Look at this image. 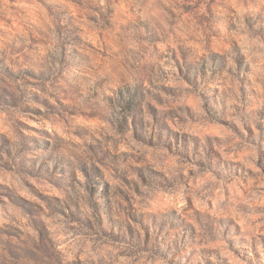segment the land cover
<instances>
[{
    "label": "rangeland",
    "instance_id": "rangeland-1",
    "mask_svg": "<svg viewBox=\"0 0 264 264\" xmlns=\"http://www.w3.org/2000/svg\"><path fill=\"white\" fill-rule=\"evenodd\" d=\"M0 264H264V0H0Z\"/></svg>",
    "mask_w": 264,
    "mask_h": 264
}]
</instances>
